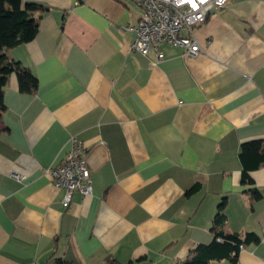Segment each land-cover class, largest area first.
Masks as SVG:
<instances>
[{
	"label": "crops",
	"instance_id": "0c3cea01",
	"mask_svg": "<svg viewBox=\"0 0 264 264\" xmlns=\"http://www.w3.org/2000/svg\"><path fill=\"white\" fill-rule=\"evenodd\" d=\"M25 1L45 8L38 32L4 54L38 85L12 73L3 90L0 264H176L212 241L224 200L226 232L259 242L209 264H264V167L243 185L238 158L264 139V0H230L193 29L196 56L162 44L159 62L130 50V1ZM72 137L92 194L64 208L44 170Z\"/></svg>",
	"mask_w": 264,
	"mask_h": 264
},
{
	"label": "built area",
	"instance_id": "2783aa9c",
	"mask_svg": "<svg viewBox=\"0 0 264 264\" xmlns=\"http://www.w3.org/2000/svg\"><path fill=\"white\" fill-rule=\"evenodd\" d=\"M141 11L133 32L130 50L144 57L151 53L155 62L163 58L159 51L162 44L179 46L184 58L190 59L200 52L193 29L207 17L225 7L230 0H127ZM87 148L75 137L70 138L69 148L60 161L44 170L52 186L63 190L61 205L68 208L73 194L81 199L92 194L90 171L86 163ZM20 179L18 176H15Z\"/></svg>",
	"mask_w": 264,
	"mask_h": 264
},
{
	"label": "trees",
	"instance_id": "16d2710c",
	"mask_svg": "<svg viewBox=\"0 0 264 264\" xmlns=\"http://www.w3.org/2000/svg\"><path fill=\"white\" fill-rule=\"evenodd\" d=\"M45 8L25 0H0V117L5 111L3 90L8 77L15 73L18 80L19 91L33 93L38 85L36 77L26 68L17 63L10 62L5 54V49H11L26 44L34 39L38 32V19L34 17L37 11ZM238 158L241 165V183L252 184L248 173L264 167V139L243 143L240 146ZM197 189L193 186L187 195ZM251 197L260 199L258 192L252 191ZM225 200L218 205L212 229V241L207 245H196L191 249L184 260L176 264H209L211 261H220L235 258L241 248L250 243H258L259 238L253 233L243 237L238 234L226 232V217L223 213ZM139 262V261H138ZM128 262L126 264H135ZM55 264H67L56 260ZM102 264H121L113 258L107 259Z\"/></svg>",
	"mask_w": 264,
	"mask_h": 264
}]
</instances>
